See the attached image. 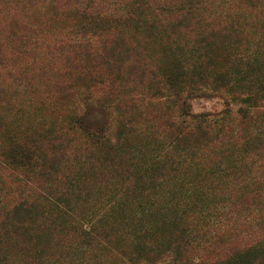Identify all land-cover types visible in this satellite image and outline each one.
Listing matches in <instances>:
<instances>
[{
  "label": "rangeland",
  "instance_id": "374dc122",
  "mask_svg": "<svg viewBox=\"0 0 264 264\" xmlns=\"http://www.w3.org/2000/svg\"><path fill=\"white\" fill-rule=\"evenodd\" d=\"M137 1L143 29L132 33L112 26L86 36L95 53L90 56L68 46L78 40L71 32L80 4L91 2L113 17L125 14L133 0H0V209L21 199L67 195L75 212L61 215L57 225L46 222L50 232L44 246L55 258L70 253V264H113L102 242L76 247L73 220L86 224L107 214L115 227L110 246H122L127 228L140 216L137 203L148 200L163 204L172 197L186 209L201 242L183 255L187 260L223 258L264 233L257 225L264 222V144L245 145L240 137L226 146L209 145L186 160L175 142L184 94L169 89L164 78L169 63L184 68L187 53L202 38L222 56L256 53L264 60V0H196L194 15L178 12L179 0ZM94 103L109 104L111 110L106 120L93 114L87 123L106 121L111 144L119 129L125 131L128 140L119 150L96 149L67 130L65 118ZM187 104L192 114L231 110L225 130L234 135L264 124V92L245 118L237 114L245 105L226 95L193 97ZM14 141L36 145L48 168L44 174L9 163ZM187 173L199 174L201 181L204 197L197 209H188L193 188ZM214 227L220 242L210 238ZM14 242L9 255L15 264H27L26 244Z\"/></svg>",
  "mask_w": 264,
  "mask_h": 264
},
{
  "label": "trees",
  "instance_id": "16d2710c",
  "mask_svg": "<svg viewBox=\"0 0 264 264\" xmlns=\"http://www.w3.org/2000/svg\"><path fill=\"white\" fill-rule=\"evenodd\" d=\"M178 12L191 15L197 12L196 0H179ZM161 11V8H159ZM126 13L108 17L100 13L91 2L80 4L77 8L78 23L71 35L78 38L69 42L71 49H78L86 55H93V49L86 36L101 35L112 26L125 32L138 33L143 29L144 22L140 17L139 1L133 0L126 8ZM163 11H167L165 8ZM147 17V16H146ZM105 25V26H104ZM214 50L207 38H202L187 54L184 68L177 69L176 62L169 63L164 78L169 89H177L184 94L181 104V124L175 142L182 146L183 158L186 160L192 153L219 143L226 146L235 139L242 137L245 145L264 144V124H256L250 134L239 135L225 130L231 110H223L218 114H192L187 99L193 97L208 98L210 94L229 96L233 101L239 99L245 106L239 108L237 114L242 118L252 114L258 102L260 93L264 92V60L258 54H225ZM95 54V53H94ZM180 67V66H179ZM109 104H88L85 112H73L65 118V126L70 132H77L90 146L96 149L119 150L128 140L125 131L119 129L114 144L110 143L106 134L107 122L88 124L87 119L93 114L101 116L103 120L109 115ZM252 111V112H251ZM120 145V146H119ZM9 163L15 167L26 168L44 174L48 169L37 154V147L31 141H14L11 143L8 154ZM115 159H111L114 162ZM199 174H186L187 184L193 188L192 200L188 209H197L204 193L201 191ZM74 182L68 184L72 189ZM248 188V183H243ZM208 191V190H207ZM67 195L57 198H46L39 201L21 199L11 209H0V264H15L11 258V243L21 239L26 245L23 249L27 257V264H70V253L59 252L58 257L46 250L44 241L48 239L50 228L46 222L53 219L55 225L61 215L75 212L72 202ZM79 199V198H77ZM42 200L44 202L42 207ZM71 205V207L69 206ZM137 209L141 212L138 221L127 228L125 243L122 246L111 248V236L115 232L114 225L110 224L109 216L101 214L92 216L86 224L82 220H73L72 230L77 233V248H87L93 244L103 243L105 251L109 252V260L113 264H264V233H256L255 239L246 247L230 252L223 258L204 262L202 259H184L190 248H198L200 235L188 223L187 211L173 202L172 197L163 204L146 201L138 202ZM208 216L205 215L204 219ZM264 227V222L259 224ZM215 226V225H214ZM211 230L215 242H220L217 228ZM254 233V232H252ZM255 234V233H254ZM36 244H31L32 242ZM12 253V252H11ZM13 254V253H12ZM12 259L14 261H12ZM25 264V263H24ZM81 264V263H80Z\"/></svg>",
  "mask_w": 264,
  "mask_h": 264
}]
</instances>
